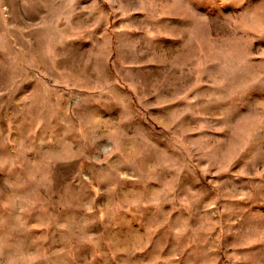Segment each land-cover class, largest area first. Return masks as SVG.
<instances>
[{
  "label": "rangeland",
  "instance_id": "obj_1",
  "mask_svg": "<svg viewBox=\"0 0 264 264\" xmlns=\"http://www.w3.org/2000/svg\"><path fill=\"white\" fill-rule=\"evenodd\" d=\"M0 264H264V0H0Z\"/></svg>",
  "mask_w": 264,
  "mask_h": 264
}]
</instances>
